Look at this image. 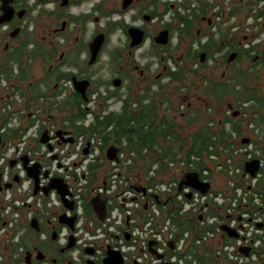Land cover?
I'll return each mask as SVG.
<instances>
[{
  "label": "flooded vegetation",
  "instance_id": "af4514ba",
  "mask_svg": "<svg viewBox=\"0 0 264 264\" xmlns=\"http://www.w3.org/2000/svg\"><path fill=\"white\" fill-rule=\"evenodd\" d=\"M226 15L212 0H0V156L8 139H16L46 113L43 120L56 130L46 144L35 143L37 149L53 147L49 141L54 138L55 145L66 144L57 131L72 144L77 135L70 121L57 122L52 107L57 112V104H65L75 115L76 105L87 109L92 97L98 111L111 108L102 113L129 120L131 131L143 125L144 130L173 129L183 137L191 123L196 127L198 115L209 117L201 110L213 107L208 99L214 89L226 93L220 97L226 99L235 79L264 72V38L244 34L241 23L233 22L237 9ZM195 78L203 80L201 88ZM253 89L260 94L258 85ZM262 99L258 105L255 96L244 102L254 103L250 109L256 124L242 120L245 108L234 111L229 105L224 126L228 143H251L264 155ZM152 110L153 122L148 116ZM217 115L212 111V117ZM234 124L239 131L231 130ZM206 130L198 129L192 137L211 135ZM201 144L211 147V141ZM178 146L190 148L193 140L186 138ZM12 161L0 165V196L7 184L3 173L7 165L14 168ZM3 210L0 202V264H102L105 251L98 253V242L88 251L76 242L71 247L72 231L60 217L73 215L64 208H35L12 224ZM76 223L75 217L73 230ZM261 225L264 231V221Z\"/></svg>",
  "mask_w": 264,
  "mask_h": 264
},
{
  "label": "built area",
  "instance_id": "2783aa9c",
  "mask_svg": "<svg viewBox=\"0 0 264 264\" xmlns=\"http://www.w3.org/2000/svg\"><path fill=\"white\" fill-rule=\"evenodd\" d=\"M93 101L92 97L89 104ZM90 116L88 114L87 119ZM90 121L86 120L84 125ZM55 130V125L48 120L38 119L16 139H8L1 151L0 165L9 159L16 162L11 171L8 165L5 168L2 180L11 186L0 196L3 214L11 218L10 224L19 214L35 208H64L54 190L46 196L41 191L50 179L60 178L70 194L65 198L73 203L72 211L64 209L68 215L77 218L71 235L78 249L90 247L96 241L98 253H104L110 245L121 253L123 264H210V257L217 264H264V231L258 227L264 221V188L261 186L264 155L251 143L237 145L231 142L230 149L219 145L217 150L211 146L201 157L188 156L179 150L174 158L154 163L148 171L142 169L138 175L137 169L128 170L138 157L127 148L125 141L113 146L117 149L116 157L109 161L106 159L108 147L103 148L101 136L95 133L90 137L77 135L72 144L59 146L55 145L57 139L54 138L49 141L53 146L51 151L38 150L35 143L39 142L42 132L53 137ZM145 153L147 149L143 150ZM23 156L28 158V166L40 165V190L36 195L33 194V180L27 177L20 160ZM252 159L259 160V170L253 178L243 170L244 163ZM95 163L106 166L97 170V181L88 188L91 175L88 166ZM197 163L205 166L199 173L196 172ZM137 165L143 166V161ZM191 171L200 174L202 182L210 184L205 195L189 187L177 191L183 175ZM43 173H47L46 178ZM15 176L18 182L13 181ZM214 177L224 181L221 189H214ZM150 179L158 182L148 184ZM141 187L145 188V194L135 191ZM88 189H91V197L99 195L106 200L105 219L97 221V226L84 215L83 204L91 198L85 197ZM190 193L191 197L187 199L186 195ZM154 197L165 202L166 197H174L181 204L180 215L190 213L201 217L198 225L189 231H181L165 213L166 206L160 209ZM210 210L216 215H210ZM222 225L234 230L236 238L228 237L220 229ZM125 233L129 235L128 241L124 239ZM150 242H154L152 249L161 258L150 253ZM243 248L249 249L246 256L239 252ZM199 256H205L203 261Z\"/></svg>",
  "mask_w": 264,
  "mask_h": 264
},
{
  "label": "trees",
  "instance_id": "16d2710c",
  "mask_svg": "<svg viewBox=\"0 0 264 264\" xmlns=\"http://www.w3.org/2000/svg\"><path fill=\"white\" fill-rule=\"evenodd\" d=\"M80 104L76 105L77 113L75 115H73L71 109L66 108L67 105L57 104V106H60L61 108V110L56 109L57 112L69 113V116L62 117L61 122L63 123L64 121H70L68 126L76 135L81 134L86 137H90L94 133L96 135H100L103 141V148L108 145H121L122 141H125L127 143V148L129 150H133L138 157V161H136L134 165L130 166L128 170L132 171L135 169V167H140L141 165L138 166L137 164L140 162V160L143 161V168L137 169L138 175L142 169L144 171H148L154 163L163 162L167 159L174 158L180 149H184L186 151V155L188 156L197 155L201 157L208 149V145L206 146V144H204L203 146L201 144L202 142L211 141V145H215V141H212V135L201 134L194 135L192 137L193 146L190 148L186 146L183 148H180L179 146L178 148H175V145L185 144V139L179 134H175L173 129H165L166 132H164L163 128L150 127V129L144 130L143 125H141L136 130L131 131L127 128L129 120L124 119L122 116H116L112 112L103 114L102 110L98 111V109H96L98 113L94 111V115L91 116V121L85 126L84 122L86 121L87 115L91 114V109H84L83 107H80ZM148 116H150L151 121L153 122L155 120V117L153 116H156L154 110H152ZM143 119L144 117L137 118L139 121H143ZM78 121L80 122L79 125L76 124ZM231 130L239 131V127L237 124H234L231 126ZM221 134L223 136H229V134L224 131H222ZM134 136L137 138L135 139ZM145 148L148 150L147 153L143 154V150ZM103 166L104 163H95L88 166V169L91 172L88 188H91L97 181V170ZM204 167L205 166L202 163H197L196 172L199 173V171H201ZM261 171L264 174V169ZM210 177L211 175L208 176V181ZM151 182L158 181L150 179L148 184ZM85 197H91V189L86 191ZM166 199L167 202L158 198L159 207L162 209V206H166L164 209L165 213L171 218L172 222H174L181 231H189L194 229L193 227L195 225H198V217H195L190 213H186L184 215L179 214L181 204L176 202L174 197H166ZM157 202L158 201H156V203ZM83 207L86 219L92 220L97 226L98 220L91 211L88 200H85ZM209 214L216 215V212L214 210H210ZM204 258L205 256H199L200 261H203ZM210 264H217V261L210 257Z\"/></svg>",
  "mask_w": 264,
  "mask_h": 264
},
{
  "label": "rangeland",
  "instance_id": "374dc122",
  "mask_svg": "<svg viewBox=\"0 0 264 264\" xmlns=\"http://www.w3.org/2000/svg\"><path fill=\"white\" fill-rule=\"evenodd\" d=\"M212 1L216 2L217 5L223 8L225 15L228 12V10L237 9L238 17L237 18L235 17L233 22L237 23L238 25H240L241 23L242 30L244 34L248 36V38L254 37L251 36V34L253 35L260 34V37L264 38V0H212ZM235 30L236 29L232 31ZM233 73L234 72H231L230 76L234 77L232 75ZM192 81L198 84L200 88L203 85V80L201 79L195 78ZM236 82H240V84L235 85ZM231 84L232 85L230 86V97H227L226 99L220 98L221 96H223V94L226 93H220L217 88L214 89V91L211 93V95L209 96L210 98L208 100L210 106H213L214 108L211 107V110L207 109L206 111L201 110L203 114L205 112L209 114V117H207V115H198L196 117V120L194 117L190 118V119L193 118L195 122L200 123V127L198 123L196 127H193L194 123H191L192 126H190V129L186 130L185 133L183 134V138L185 140L186 138L187 139L192 138V134L196 133L198 129H202V130L207 129L206 131H209L211 133L212 139L215 141V145L213 147L214 149L217 150L219 145H223L225 148L230 149L231 144L228 143L225 139V136L221 134L222 131L227 133L228 126L227 125L224 126V121L226 120L227 116L229 117V112H228L229 105L232 107V110L234 111L238 110L243 112L244 111L243 109L245 108L247 112V116L244 115L242 120L246 121L248 118L254 119L256 124L257 115L255 114V112L252 111V109H250V107L258 105V102H260V100H263L262 99V97L264 96L263 70H258L257 75L254 71H252V74L247 73L245 76L239 77V79H235V82H231ZM257 85L260 87V94L256 92L257 90L255 91V89H253L256 88ZM252 96H255V98L258 100L256 101L255 105L254 103L245 104L244 102H246V99ZM87 106L91 109L90 112L91 116L94 115V111L98 113V111L96 110L98 108L97 101L96 102L93 101L91 105L88 103ZM215 109L218 111L219 115L212 117V111L214 112ZM111 110H112L111 108L102 109V111H106V112ZM52 111H53L52 115L53 116L55 115L56 120L58 119L57 122H59L62 116L65 117V115L62 114V112H56L53 107H52ZM49 114L50 113H46V115ZM46 115H40L41 116L40 118L46 119L47 118ZM91 116L88 119L86 118V120H91ZM210 122H212V125H208ZM59 123H61V121ZM247 126L248 125L246 122L245 124H243L242 127L245 129ZM211 146H213V144ZM176 147L178 148V145H175V148ZM180 150H182V153H186L184 149H180ZM105 166L106 164L104 165V168ZM138 168H143V166L141 165L140 167H135V169ZM213 179H214V189L215 190L221 189V186L223 185L224 181L221 178L216 179L214 177Z\"/></svg>",
  "mask_w": 264,
  "mask_h": 264
},
{
  "label": "water",
  "instance_id": "95a60500",
  "mask_svg": "<svg viewBox=\"0 0 264 264\" xmlns=\"http://www.w3.org/2000/svg\"><path fill=\"white\" fill-rule=\"evenodd\" d=\"M1 22H3V21H1ZM118 85H119V83L117 82L116 86H118ZM78 91H79V89H78ZM56 136L60 139V141L62 143H71L72 142L71 139H64L62 137L63 135H62L61 131H57ZM47 141H48L47 133H46V131H43L41 134V137L39 139V142L41 144H46ZM242 143L245 144L247 142L242 141ZM47 148L49 151H51V149H52V147L48 144H47ZM116 152H117V149L114 147L107 148L106 159L109 161L114 160L116 157ZM83 153H84V155L87 154V148H85ZM52 159H55V157L53 156ZM20 160H21L22 165L26 171L27 177L33 180V184H34L33 194L36 195L38 193V191L40 190V188L38 187V176L40 174V165L38 163H35L31 166H28V158L26 156L21 157ZM14 164H15L14 161L10 162V167H13ZM243 170H244L245 174H247L253 178L259 170V160L253 159L251 161L245 162L243 165ZM42 175L45 178L47 177V173H43ZM13 181L18 182V178L15 176L13 178ZM10 186H11L10 184H6L4 186V188H10ZM183 187H189L192 190L197 191V192L201 193L202 195H205L210 188V184L208 182H202L199 179L198 173L188 172L185 175H183L182 179L179 181L177 191L180 192ZM50 190H54L56 192V194L59 196L60 202L62 203L64 208H66L67 210H71V211L73 210V203L71 201H68L65 198L66 196H70V194H69L67 185L65 183H63L62 179L52 178V179H50L48 185L41 189L44 196H46ZM135 191L137 193L145 194V188H143V187L136 188ZM190 197H191V193L186 195L187 199H190ZM154 199L156 201H158L157 197H154ZM89 204L91 207V211L96 216L97 220L99 222H102L105 219L106 212H107L106 200L102 199L99 195H95L89 199ZM199 219H201V218L199 217ZM74 220H75V215L72 217H69V218L65 217L64 215H62V217H60V222L62 224L67 225L71 231H73ZM258 227L262 228V225L259 224ZM220 229L228 237L236 238V233L234 232V230L227 228L225 225H222L220 227ZM124 239L127 241L129 239V235L125 233ZM74 240L75 239L73 236L69 237V241L71 242V247L74 246V242H75ZM153 245H154V242L149 243L150 253L155 255L157 258H161V256H158L155 254L154 250L152 249ZM169 245L172 248V243H169ZM85 250H87V249H85ZM248 251H249L248 248H243V249L239 250V252L241 254H244L245 256L248 254ZM101 263L102 264H123V259H122L121 253L119 251H115L112 249V247L110 245H107L106 250H105V256L102 259Z\"/></svg>",
  "mask_w": 264,
  "mask_h": 264
}]
</instances>
